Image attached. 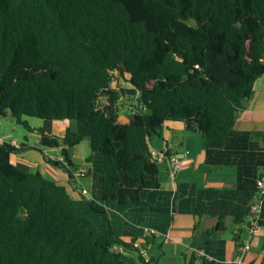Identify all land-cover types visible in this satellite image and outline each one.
I'll list each match as a JSON object with an SVG mask.
<instances>
[{
	"label": "trees",
	"instance_id": "16d2710c",
	"mask_svg": "<svg viewBox=\"0 0 264 264\" xmlns=\"http://www.w3.org/2000/svg\"><path fill=\"white\" fill-rule=\"evenodd\" d=\"M263 71L264 0H0V116L36 132L40 153L60 148L61 162L43 160L69 178L67 150L86 141L85 164L103 158L102 203L158 187L148 140L164 121L221 150ZM125 76L131 88L111 87ZM30 118L76 129L56 141ZM19 151L0 142V264H150L65 186L12 164Z\"/></svg>",
	"mask_w": 264,
	"mask_h": 264
},
{
	"label": "crops",
	"instance_id": "0c3cea01",
	"mask_svg": "<svg viewBox=\"0 0 264 264\" xmlns=\"http://www.w3.org/2000/svg\"><path fill=\"white\" fill-rule=\"evenodd\" d=\"M127 80L126 76L124 81L114 79L115 85L111 83V87L131 88ZM120 102L127 105V110L118 112L117 122L128 124L129 102ZM186 124L164 121L157 134L150 135L148 147L157 161L158 187L142 191L136 204L119 205L115 200L102 203L103 158L94 154L86 165V141L67 150L71 170L85 166L89 171L76 182L67 172L43 160L46 151L54 157L59 155L60 148L40 153L36 132H30L35 138L32 145L10 140L11 145L20 149L11 162L20 170L38 172L46 180L65 186L73 203L100 233H105L109 226L123 243L140 242L143 258L150 264H229L246 238L243 223L250 204L258 197L260 229L251 238L243 261L264 264V189L256 186L258 180L264 179V71L254 83L252 96L243 102L221 150H214L200 134L189 132ZM28 125L34 130L42 129L56 141H61L67 129H76L72 121ZM165 154H174L189 164L170 178ZM80 188L88 192L87 197L79 195ZM88 202L100 205L106 215H94ZM149 230L158 237L144 238Z\"/></svg>",
	"mask_w": 264,
	"mask_h": 264
},
{
	"label": "built area",
	"instance_id": "2783aa9c",
	"mask_svg": "<svg viewBox=\"0 0 264 264\" xmlns=\"http://www.w3.org/2000/svg\"><path fill=\"white\" fill-rule=\"evenodd\" d=\"M0 142H4V138H2L1 136H0ZM44 156L50 160H57L60 162L62 161V158L59 156L50 157L47 154V151L44 153ZM163 157L165 158L167 171H168L170 178H173L177 172L186 168L189 164L188 160H183V159L180 160L174 154L168 155L167 157H165V155H164ZM88 173H89V171L85 166L79 167L72 173V179L74 182H76L81 178H85L88 175ZM256 186L260 189H264V179L258 180L256 182ZM78 193L81 197H87L88 196V192L83 188H80ZM260 206H261V201L258 197H256L252 201V203L250 204L247 219L243 223V228L246 232V238L241 244L238 255H236L234 257V259L229 264H246L243 261V254L249 250L251 238L260 229V223H259ZM150 236L158 237V234L153 230L146 231L144 238L150 237ZM132 247H133V249L138 251L139 254L141 255V257L143 258V256H144L143 250L144 249H143L142 244L140 242H134L132 244ZM145 262H147V261H145Z\"/></svg>",
	"mask_w": 264,
	"mask_h": 264
},
{
	"label": "rangeland",
	"instance_id": "374dc122",
	"mask_svg": "<svg viewBox=\"0 0 264 264\" xmlns=\"http://www.w3.org/2000/svg\"><path fill=\"white\" fill-rule=\"evenodd\" d=\"M112 83L115 85V81H112ZM125 110H127V105H123L122 102H120L118 104V112ZM25 120L30 124V126L44 123L41 120L35 118ZM0 136L5 139L6 143H10V140L12 139L16 140L18 144L28 143L29 145H32L35 139L34 135H30V132H28L23 126L18 125L9 114H7L5 117L0 116ZM8 137L10 139H8Z\"/></svg>",
	"mask_w": 264,
	"mask_h": 264
}]
</instances>
